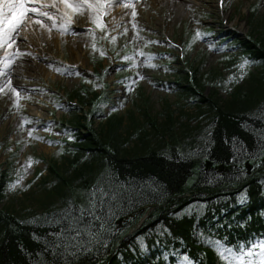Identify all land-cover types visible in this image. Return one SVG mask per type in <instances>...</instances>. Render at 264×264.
Wrapping results in <instances>:
<instances>
[{"label":"trees","instance_id":"trees-1","mask_svg":"<svg viewBox=\"0 0 264 264\" xmlns=\"http://www.w3.org/2000/svg\"><path fill=\"white\" fill-rule=\"evenodd\" d=\"M263 20L264 13L253 11L249 38L230 31L223 38L240 43L252 61L253 70L240 68L247 74L244 82L239 70L228 77L219 68L198 67L191 80L176 69L171 84L180 107L166 101L161 121L145 107L148 97L138 95L129 123L114 109L97 123V104L106 95L93 81L85 83L87 77L68 93L82 107L55 94L71 126L59 124L63 166L53 160L48 166L40 207H0V264H54L49 251L58 228L54 219L65 209L87 208L97 187L121 194L111 202L108 246L78 264H180L184 257L190 264H222L209 239L236 248L264 238ZM231 63L236 64L231 59L226 67ZM221 90H229L231 98L221 102ZM85 107L93 115L90 122ZM207 160L213 162L209 169ZM247 161L255 164L250 174ZM6 173L0 200L13 182ZM96 199L99 204V193Z\"/></svg>","mask_w":264,"mask_h":264},{"label":"rangeland","instance_id":"rangeland-1","mask_svg":"<svg viewBox=\"0 0 264 264\" xmlns=\"http://www.w3.org/2000/svg\"><path fill=\"white\" fill-rule=\"evenodd\" d=\"M218 1L140 0L136 5L135 30L131 26L129 15L118 17L123 11L126 13L130 10L114 8L109 16V25L116 41L112 43L110 38L104 48L99 39L94 38L85 28L92 23L87 12L84 15L70 13L73 23L67 33L56 29L49 32L48 21L44 22L45 27L33 23L30 28L25 29L14 48L6 50L11 53L18 49L25 55L15 58L11 70V84L20 92L19 108L15 106L17 98L14 93L6 88L7 94H0V179L5 177L1 173L7 172L8 178L13 180L4 189L5 196L0 200V207L10 206L16 210L27 206L40 207L44 196L40 183L49 173V161L53 160L58 164L62 162L64 156L61 149L64 146L58 140L62 139L64 133L60 129L59 119L65 120L69 115L62 108L55 109L54 105L59 100L53 93L56 90L63 94L71 92L81 87L83 81L77 72L63 70L60 66L62 60L76 63L80 72L93 78L95 75L86 70L101 72L105 67L111 66L108 71L102 72L103 78L99 77L100 81H107L109 86L106 89L108 97L101 105L102 110L96 115L97 123L111 109L125 115L128 122L129 112L137 109L138 95L148 97L145 107L149 106L152 115L161 121L166 101L174 104L173 109L180 107L177 103L180 99L177 91L173 87H165V82L173 78V68L184 67L171 59L165 62L166 58L173 55L165 53L168 46L164 43L163 32L183 45H186L187 38L190 39L185 51L187 65L200 67L204 71L219 68L230 77L221 57L225 52L238 51L241 46L233 45L230 41L219 44L220 36L225 30L223 27L242 34L252 33L249 21L251 12L260 10V13H264V0H224L223 8H219ZM64 10L68 11L66 8ZM224 20L228 27L223 23ZM57 24L59 25V21ZM125 27L128 31L122 34ZM206 29H212L213 32H206L207 35H204ZM197 32L201 33L200 38H196ZM137 33L142 39H135ZM169 46L171 53L179 54V49L170 44ZM140 52L145 55H139ZM4 55L5 50H0V57ZM127 57L131 59H126ZM85 74L82 75L86 76ZM239 74L244 82L247 74ZM141 76L144 79H140ZM122 77L130 79V88L121 83ZM5 79L0 77V82ZM219 94L221 102L231 98L229 90H221ZM185 101L186 99L182 100ZM188 110L195 111L191 106ZM179 112L177 109L176 115ZM29 159L32 163L25 171ZM251 165L253 170L255 164ZM17 180H20V184L13 189L12 185ZM155 208L151 207L147 212L145 210L139 224Z\"/></svg>","mask_w":264,"mask_h":264},{"label":"snow or ice","instance_id":"snow-or-ice-1","mask_svg":"<svg viewBox=\"0 0 264 264\" xmlns=\"http://www.w3.org/2000/svg\"><path fill=\"white\" fill-rule=\"evenodd\" d=\"M221 6L224 0H220ZM140 0H0V50H5V55L0 57V77L6 78L0 82V94H7L5 89L15 94L17 98L16 107L19 108L20 92L11 84V70L15 63V58L25 55L18 49L8 53L7 49H13L21 33L30 28L35 23L45 27V21L50 22L47 30L53 29L67 33L73 23L72 15L89 14L90 21L101 31H105L107 25L103 17L110 16L114 8L123 7L130 10L125 13L131 17V26L135 30L137 12L136 5ZM68 9L65 11L64 9ZM59 21V25L57 24ZM115 22V17H113ZM119 26L118 24L116 25ZM125 27L122 34H126ZM90 32L94 35L95 29ZM201 33L197 32L196 38H200ZM104 38H107L105 36ZM135 39H142L137 33ZM116 38L112 37V43ZM93 47H95L93 45ZM103 55V53H101ZM30 55V53L28 54ZM139 55H145L140 52ZM126 59H131L127 57ZM249 61L244 59L240 67L243 69L249 65ZM135 67V65H133ZM155 67V65H149ZM243 78V77H241ZM144 79V77H140ZM23 127V125H21ZM31 135V132H29ZM31 159L25 168L31 166ZM22 179V177H21ZM20 184L17 180L12 185L15 189ZM97 193H99V204L97 203ZM118 191H106L97 187L91 193V199L87 208L65 209V212L54 219L53 223L58 226L57 231L52 233L49 251L55 256L54 264H78L82 258H88L98 252L100 248H106L107 220L111 214L113 204L116 201ZM107 198V199H105ZM244 201L241 200V203ZM209 244H216V255L222 264H264V238L257 239L249 245L241 244L236 248L222 244L220 241L208 240ZM187 260V257H184Z\"/></svg>","mask_w":264,"mask_h":264},{"label":"water","instance_id":"water-1","mask_svg":"<svg viewBox=\"0 0 264 264\" xmlns=\"http://www.w3.org/2000/svg\"><path fill=\"white\" fill-rule=\"evenodd\" d=\"M212 164V162L211 161H208L207 162V168L210 166ZM223 164L220 166V168L222 169L223 168ZM247 166H248V173H251V170H252V165L251 164H249V162H247ZM156 206H154V207H152V209H154ZM122 221V219H119L118 220V223H119V225H121V222Z\"/></svg>","mask_w":264,"mask_h":264},{"label":"bare ground","instance_id":"bare-ground-1","mask_svg":"<svg viewBox=\"0 0 264 264\" xmlns=\"http://www.w3.org/2000/svg\"><path fill=\"white\" fill-rule=\"evenodd\" d=\"M190 2V0H185V2ZM122 9H124L123 7H121ZM124 16H125V12L123 11V13L122 14H118V17L119 18H124Z\"/></svg>","mask_w":264,"mask_h":264}]
</instances>
